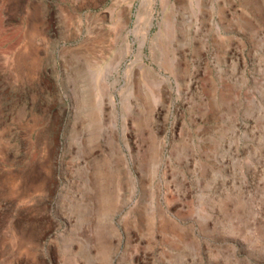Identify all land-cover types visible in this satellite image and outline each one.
<instances>
[{
  "label": "rangeland",
  "instance_id": "obj_1",
  "mask_svg": "<svg viewBox=\"0 0 264 264\" xmlns=\"http://www.w3.org/2000/svg\"><path fill=\"white\" fill-rule=\"evenodd\" d=\"M0 264H264V0H0Z\"/></svg>",
  "mask_w": 264,
  "mask_h": 264
}]
</instances>
